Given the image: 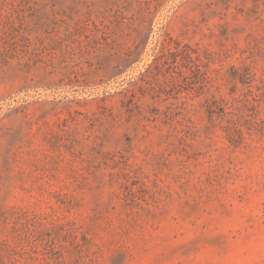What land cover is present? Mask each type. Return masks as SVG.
<instances>
[{
    "label": "rangeland",
    "instance_id": "obj_1",
    "mask_svg": "<svg viewBox=\"0 0 264 264\" xmlns=\"http://www.w3.org/2000/svg\"><path fill=\"white\" fill-rule=\"evenodd\" d=\"M0 264H264V0H0Z\"/></svg>",
    "mask_w": 264,
    "mask_h": 264
}]
</instances>
